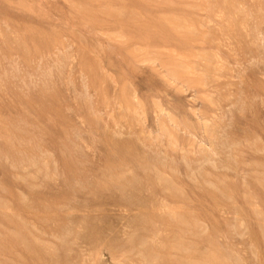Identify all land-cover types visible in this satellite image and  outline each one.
I'll return each mask as SVG.
<instances>
[{
  "label": "rangeland",
  "instance_id": "rangeland-1",
  "mask_svg": "<svg viewBox=\"0 0 264 264\" xmlns=\"http://www.w3.org/2000/svg\"><path fill=\"white\" fill-rule=\"evenodd\" d=\"M8 253L264 264V0H0V264H18Z\"/></svg>",
  "mask_w": 264,
  "mask_h": 264
},
{
  "label": "bare ground",
  "instance_id": "bare-ground-1",
  "mask_svg": "<svg viewBox=\"0 0 264 264\" xmlns=\"http://www.w3.org/2000/svg\"><path fill=\"white\" fill-rule=\"evenodd\" d=\"M141 1H142V0H141ZM220 1H221V0H220ZM233 1H234V0H233ZM22 2H23V1H22ZM109 2H110V1H109ZM199 2H200V1H199ZM227 2H228V1H227ZM124 3H125V2H124ZM170 3H171V2H170ZM200 4H201V3H200ZM223 4H224V3H223ZM83 5H84V4H83ZM107 6H108V5H107ZM203 6H204V4H203ZM231 6H232V5H231ZM76 7H77V6H76ZM197 7H198V6H197ZM206 7H207V6H206ZM22 8H23V7H22ZM141 8H142V7H141ZM230 8H232V7H230ZM88 9H89V8H88ZM113 10H114V9H113ZM115 10L117 11L118 9H115ZM119 10H120V9H119ZM180 10H181V9H180ZM97 11H98V10H97ZM111 11H112V10H111ZM116 11H115V12H116ZM188 11H190V10H188ZM191 11H192V10H191ZM209 11H210V10H209ZM228 11H229V10H228ZM105 12H106V11H105ZM212 12H213V11H212ZM98 13H99V12H98ZM107 13H108V12H107ZM229 13H230V12H229ZM103 14H104V13H103ZM116 14H117V13H116ZM116 14H115V15H116ZM174 14H175V13H174ZM134 15H135V13H134ZM184 15H187V14H184ZM223 15H224V14H223ZM120 16H121V15H120ZM160 17H161V16H160ZM177 17H178V16H177ZM191 17H192V16H191ZM215 17H216V16H215ZM161 18H162V17H161ZM230 18H231V17H230ZM110 19H111V18H110ZM165 19H166V17H165ZM172 19H173V18H172ZM176 19H177V18H176ZM186 19H187V18H186ZM135 20H136V19H135ZM190 20H191V19H190ZM178 21L181 22V20H178ZM178 21H176V22H178ZM188 21H189V20H188ZM230 21H231V20H230ZM236 21H237V20H236ZM165 23H166V22H165ZM167 23H169V21H168ZM167 23H166V24H167ZM170 23H171V22H170ZM209 23H210V22H209ZM225 23H226V22H225ZM166 24H165V25H166ZM173 24H174V19H173ZM230 24H231V22H230ZM119 25H120V24H119ZM119 25H118V26H119ZM167 25H168V24H167ZM175 25H176V24H175ZM177 25H179V24H177ZM227 25H228V24H227ZM189 26H190V25H189ZM189 26H188V27H189ZM149 27H150V26H149ZM168 27H169V26H168ZM175 27H176V26H175ZM180 27H181V24H180ZM182 27H183V26H182ZM192 27H194V25H192ZM227 27H228V26H227ZM232 27H233V26H232ZM26 28H28V27H26ZM123 28H124V27H123ZM150 28H151V27H150ZM154 28H155V27H154ZM160 28H161V27H160ZM163 28H164V27H163ZM178 28H179V27H178ZM230 28H231V27H230ZM238 28H239V27H238ZM184 29H185V28H184ZM187 29H188V28H187ZM192 29H194V28H192ZM231 29H232V28H231ZM122 30H123V29H122ZM157 30H158V29H157ZM160 30H161V29H160ZM148 31H149V30H148ZM150 31H152V30H150ZM162 31H163V30H162ZM164 31H165V30H164ZM169 31H170V30H169ZM174 31H175V29H174ZM231 31H234V30H231ZM154 32H155V31H154ZM156 32H157V31H156ZM176 32H178V30H176ZM179 32H181V30H180ZM185 32H186V31H185ZM237 32H238V31H237ZM170 33H171V32H170ZM170 33H169L168 35H170ZM234 33H235V32H234ZM25 34H26V33H25ZM146 34H147V33H146ZM148 34H149V32H148ZM163 34H164V33H163ZM171 34H172V33H171ZM232 34H233V33H232ZM166 35H167V34H166ZM174 35H175V34H174ZM176 35H179V34H176ZM182 35H183V32H182L181 36H182ZM189 35H190V34H189ZM115 36H116V35H115ZM117 36H118V35H117ZM145 36H146V35H145ZM170 36H171V35H170ZM179 36H180V35H179ZM181 36H180V37H181ZM183 36H184V35H183ZM193 36H194V35H193ZM203 36H204V35H203ZM118 37H119V36H118ZM177 37H178V36H177ZM188 37H189V36H188ZM120 38H121V37H120ZM112 39H113V38H112ZM146 39H147V38H146ZM162 39H163V38H162ZM179 39H180V38H179ZM118 40H119V39H118ZM122 40H124V39H122ZM164 40H165V39H164ZM184 41H186V40H184ZM202 41H203V39H202ZM205 41H206V40H205ZM199 42H200V41H199ZM145 45H146V44H145ZM183 45H184V44H183ZM24 47H25V46H24ZM203 47H204V46H203ZM205 48H206V47H205ZM24 50H25V49H24ZM145 50H146V49H145ZM131 51H133V50H131ZM164 51H165V50H164ZM145 52H147V51H145ZM148 52H149V51H148ZM136 53H137V52H136ZM142 53H143V52H142ZM197 53H198V52H197ZM174 54H175V53H174ZM189 54H190V53H189ZM177 56L179 57L180 55H177ZM135 57H136V56H135ZM182 57H183V56H182ZM204 57H205V56H204ZM212 57H213V56H212ZM205 58H206V57H205ZM143 59H144V58H143ZM192 59H193V58H192ZM209 59H210V58H209ZM180 60H181V59L179 58V61H180ZM182 60H183V59H182ZM186 60H187V59H186ZM138 61H139V60H138ZM191 61H192V60H191ZM175 64H176V63H175ZM179 66H180V65H179ZM186 67H187V65H186ZM180 70H182V69H180ZM184 71H185V70H184ZM8 74H9V73H8ZM51 76H52V75H51ZM190 76H191V75H190ZM112 77H113V76H112ZM177 77H178V76H177ZM200 77H201V75H200ZM193 78H195V77H193ZM202 78H203V77H202ZM204 78H205V77H204ZM174 79H175V78H174ZM189 81H190V80H189ZM188 83H189V82H188ZM197 83H198V82H197ZM185 85H186V84H185ZM123 88H124V87H123ZM2 89H3V88H2ZM125 89H126V88H125ZM181 90H182V89H181ZM123 94H124V93H123ZM9 95H10V94H9ZM124 96H125V95H124ZM126 96H127V95H126ZM123 99H124V98H123ZM157 102H158V101H157ZM1 103H2V102H1ZM157 104H158V103H157ZM125 105H126V104H125ZM125 105H124V106H125ZM211 105H212V103H211ZM1 106H2V105H1ZM156 106H157V105H156ZM2 107H3V106H2ZM125 107H126V106H125ZM154 107H155V106H154ZM159 107H160V106H159ZM159 107H158V108H159ZM127 108H128V107H127ZM133 108H134V107H133ZM130 109H131V108H130ZM130 109H129V110H130ZM159 110H160V109H159ZM4 117H5V116H4ZM11 117H12V116H11ZM14 118H16V117H14ZM14 118H13V119H14ZM1 120H2V119H1ZM161 123H162V122H161ZM18 124H19V123H18ZM158 124H159V123H158ZM21 125H22V124H21ZM25 125H26V124H25ZM1 127H2V126H1ZM21 127H22V126H21ZM163 127L166 128V126H163ZM164 128H163V129H164ZM12 130H13V129H12ZM18 130H19V129H18ZM167 131H168V130H167ZM22 132H23V131H22ZM173 132H174V131H173ZM8 133H9V132H8ZM8 133H7V134H8ZM14 133H15V132H14ZM15 135H16V134H15ZM24 135H25V134H24ZM169 136H170V135H169ZM31 137H32V136H31ZM166 137H167V136H166ZM170 137H171V136H170ZM170 137H169V138H170ZM26 138H27V137H26ZM174 139H175V138H174ZM31 140H32V139H31ZM171 140H172V139H170V141H171ZM19 142H20V141H19ZM176 142H177V141H176ZM15 143H16V142H15ZM168 143H169V142H168ZM172 143H173V142H172ZM174 143H175V142H174ZM7 144H8V142H7ZM4 145H5V144H4ZM22 145H23V144H22ZM36 145H37V144H36ZM44 145H45V144H44ZM29 147H30V146H29ZM122 147H123V146H122ZM5 148H6V147H5ZM124 149H125V148H124ZM124 149H123V150H124ZM6 150H7V149H6ZM41 150H42V149H41ZM12 153H13V152H12ZM123 153H124V152H123ZM33 154H34V153H33ZM1 155H2V154H1ZM1 160H2V159H1ZM13 160H14V159H13ZM26 160H27V159H26ZM6 161H7V160H6ZM3 162H4V161H3ZM179 163H180V162H179ZM120 164H121V163H120ZM172 164H173V163H172ZM1 165H2V164H1ZM42 165H43V164H42ZM164 168H165V167H164ZM155 170H156V169H155ZM170 173H171V172H170ZM178 173H179V172H178ZM172 174L174 175V173H172ZM191 174H192V173H191ZM166 176H167V175H166ZM169 178H170V177H169ZM174 178H175V177H174ZM194 178H195V177H194ZM171 181H172V180H171ZM97 183H98V182H97ZM172 183H173V182H172ZM127 184H128V183H127ZM259 184H260V183H259ZM242 185H243V184H242ZM175 186H176V185H175ZM107 187H108V186H107ZM242 187H243V186H242ZM2 188H3V187H2ZM2 188H1V189H2ZM4 188H5V187H4ZM133 188H134V187H133ZM149 188H150V187H149ZM173 188H174V187H173ZM150 189H151V188H150ZM150 189H148V190L150 191ZM181 189H182V188H181ZM248 189H249V188H248ZM106 190H107V189H106ZM146 190H147V189H146ZM152 190H153V189H152ZM152 190H151V191H152ZM155 190H156V189H154V191H155ZM2 191H4V190H2ZM215 191H216V190H215ZM155 192H156V191H155ZM155 192H154V194L156 195L157 193H155ZM171 192H172V191H171ZM218 192H219V191H218ZM151 193H153V191H152ZM151 193H150V194H151ZM162 193L164 194L165 192H162ZM162 193H161V196H163ZM172 193H173V192H172ZM172 193H171V194H172ZM174 193H175V192H174ZM174 193H173V194H174ZM17 194H18V193H17ZM154 194L152 195L153 198H155V195H154ZM165 194H166V193H165ZM165 194H164V196H163V199L166 198V197L168 196V197H170L169 199H171L172 201L175 200L174 198H171L173 194H172V195H171V194L166 195V197H165ZM184 194L186 195L185 192H184ZM184 194H183V195H184ZM209 194H210V193H209ZM253 194H254V193H253ZM134 195H135V194H134ZM157 195H158V194H157ZM157 195H156V196H157ZM176 195H178V193H175L174 196H176ZM20 196H21V195H20ZM147 196H148V195H147ZM147 196H145V197H147ZM174 196H173V197H174ZM180 196H181V194H180ZM190 196H191V195H190ZM252 196H253V195H252ZM152 197L150 196V200H148L149 202H151V201L153 200ZM157 197H158V196H157ZM136 198H137V197H136ZM176 198H177V196H176ZM178 198H179V197H178ZM188 198H189V197H188ZM196 198H197V197H196ZM147 199H149V198H147ZM151 199H152V200H151ZM169 199H167V200H169ZM173 199H174V200H173ZM179 199H180V198H179ZM179 199H178V200H179ZM182 199H183V198H182ZM182 199H181V200H182ZM14 200H15V199H14ZM171 200H170V201H171ZM178 200L176 199L175 201H178ZM183 200H184V199H183ZM189 200H190V199H189ZM209 200H211V199H209ZM214 200H217V199H214ZM133 201H134V200H133ZM139 201H140V200H139ZM157 201H158V200H157ZM184 201H186V199H185ZM207 201H208V200H207ZM18 202H19V201H18ZM145 202H146V201H145ZM145 202L143 203V205L145 204ZM152 202L155 203V200L152 201ZM152 202H151V203H152ZM180 202L182 203L183 201H180ZM180 202H179V203H180ZM210 202H211V201H210ZM214 202H215V201H214ZM132 203H133V202H132ZM138 203H139V202H138ZM151 203H150V204H151ZM153 203H152V206H153L154 209H155V207H156L158 204H155L156 206H154ZM175 203H178V202H175ZM199 203H200V202H199ZM136 204H137V203H136ZM205 204H206V203H205ZM212 204H214V203H212ZM133 205H134V204H133ZM141 205H142V204H141ZM141 205H140V206H141ZM148 205H149V204L144 205V206H142V208L145 207V206L147 207ZM179 205L182 206L183 204H182V205L179 204ZM186 205H187V204H186ZM202 205H203V204H202ZM218 205H219V204H218ZM140 206H139V207H140ZM149 206H150V207H149ZM149 206H148L147 208L145 207L144 209H148V208H150V209L152 210L153 207H152L151 205H149ZM165 206H166V205H165ZM165 206H164V207H165ZM176 206H177V204L175 205V207H176ZM180 206H178V207H180ZM190 206H191V205H190ZM205 206H206V205H205ZM208 206H209V205H208ZM159 207H161V204H160ZM193 207H194V206H193ZM209 207H210V206H209ZM206 208H207V207H206ZM213 208H214V207H213ZM213 208H212V209H213ZM218 208H219V207H218ZM218 208H217V210H218ZM157 209H159V208H157ZM175 209H176V208H175ZM196 209H197V208H196ZM202 209H203V208H202ZM210 209H211V208H210ZM148 210H149V209H148ZM162 210H164V209H162ZM162 210H160V212H161ZM172 210H173V209H172ZM207 210H208V209H207ZM222 210H223V209H222ZM224 210H225V209H224ZM146 211H147V210H146ZM149 211H150V210H149ZM204 211H205V210H204ZM219 211H220V210H219ZM152 212H153V211H152ZM152 212H151L150 219L153 217V216H152V215H153ZM163 212H164V211H163ZM163 212H162V213H163ZM170 212H171V211H170ZM201 212H202V211H201ZM158 213H159V211H158ZM158 213H157V214H158ZM167 213H168V212H167ZM187 213H188V212H187ZM205 213H206V212H205ZM213 213H215V210H214ZM216 213H217V212H216ZM257 213H258V211H257ZM257 213H256V214H257ZM145 214H146V213H145ZM149 214H150V213H149ZM164 214H165V213H163L162 215L164 216ZM197 214H198V213H197ZM197 214H195V215H197ZM208 214H209V213H208ZM211 214H212V212H211ZM146 215H148V213H147ZM158 215H159V214H158ZM165 215H166V214H165ZM167 215H168V214H167ZM172 215H173V214H172ZM189 215H190V214H189ZM206 215H207V214H206ZM216 215H218V214H216ZM220 215H221V214H220ZM252 215H254V214H252ZM12 216H13V215H12ZM148 216H149V215H148ZM154 216H155V214H154ZM198 216H199V215H198ZM209 216H211V215H209ZM209 216H208V217H209ZM213 216H214V215H213ZM160 217H162V216L160 215ZM160 217H159V218H160ZM165 217H167V216H165ZM217 217H218V216H217ZM156 218H158V217H156ZM156 218H155V220H156ZM159 218L157 219L156 223H158ZM192 218H193V217H192ZM152 219H153V218H152ZM193 219H194V218H193ZM205 219H206V218H205ZM215 219H216V218H215ZM166 220H167V219H166ZM194 220H195V219H194ZM218 220H220V219H218ZM229 220H230V219H229ZM160 221H161V220H160ZM168 221H169V220H168ZM189 221H190V220H189ZM212 221H213V220H212ZM221 221H222V220H221ZM221 221H220V222H221ZM161 222H162V221H161ZM161 222H160V223H161ZM176 222H177V221H176ZM197 222H198V221H197ZM200 222H201V221H200ZM204 222H205V221H204ZM8 223H9V222H8ZM31 223H32V222H31ZM153 223H154V222H153ZM166 223H168V222L166 221ZM183 223H186V225H188L187 223H190V222H188L187 219H186V222L183 221ZM193 223H194V221H193ZM211 223H213V222H211ZM214 223H216V222H214ZM217 223H218V221H217ZM154 224H155V223H154ZM190 224H191V223H190ZM222 224H224V222H223ZM253 224H254V223H253ZM27 225H28V224H27ZM161 225H163V224H161ZM161 225H160V226H161ZM164 225H165V224H164ZM168 225H170V224L168 223L167 226H168ZM175 225H176V224H175ZM196 225H197V224H196ZM154 226H155V227L157 226L156 228H158V225H157V224L154 225ZM170 226H171V225H170ZM190 226L193 227L192 224H191ZM212 226H213V225H212ZM236 226H237V225H236ZM151 227H153V225L150 226V230H151ZM155 227H154V228H155ZM176 227H177V226H176ZM176 227H175V228H176ZM185 227H186V226H185ZM210 227H211V226H210ZM223 227H224V226H223ZM168 228H169V227H168ZM172 228H173V227H172ZM213 228H214V227H213ZM215 228H216V227H215ZM85 229H86V228H85ZM161 229H162V228H160V230H161ZM169 229H170V228H169ZM185 229H186V228H185ZM190 229H191V228H190ZM195 229H196V227H195ZM211 229H212V228H211ZM16 230H17V229H16ZM90 230H91V229H90ZM93 230H94V229H93ZM152 230H153V229H152ZM156 230H157V229H156ZM164 230H165V229H164ZM170 230H171V229H170ZM176 230H177V228H176ZM180 230H181V229H180ZM186 230H189V229H186ZM199 230H200V229H199ZM205 230H206V228H205ZM217 230H218V229H217ZM224 230H225V229H224ZM226 230H227V229H226ZM21 231H22V230H21ZM29 231H30V230H29ZM139 231H140V230H139ZM146 231H148V230H146ZM154 231H155V230H154ZM154 231H152L151 234H153ZM166 231H168V230H165V233H166ZM172 231H174V230H172ZM181 231H182V230H181ZM184 231H185V230H184ZM194 231H195V230H194ZM194 231H193V232H194ZM206 231H207V230H206ZM218 231H219V230H218ZM220 231H222V230H220ZM240 231H241V230H240ZM25 232H26V231H25ZM158 232H159V230H158ZM163 232H164V231H163ZM178 232H179V230H178ZM178 232H177V233H178ZM215 232H216V231H215ZM225 232H227V231H225ZM27 233H28V232H27ZM165 233H164V234H165ZM168 233H171V232H168ZM168 233H167V234H168ZM175 233H176V232H175ZM181 233H182V232H181ZM183 233H184V232H183ZM186 233H187V232H186ZM195 233H196V232H194V235H195ZM228 233H229V232H228ZM232 233H233V232H232ZM243 233H244V232H243ZM92 234H93V233H92ZM148 234H149V232H148ZM155 234H156V233H155ZM167 234H166V235H167ZM187 234H190V233H187ZM187 234H186V235H187ZM201 234H202V233H201ZM226 234H227V233H226ZM9 235H10V234H9ZM73 235H74V234H73ZM135 235H136V234H135ZM157 235H158V233H157ZM166 235L163 236V238L166 237ZM169 235H170V234H169ZM175 235H176V234H175ZM202 235H203V234H202ZM214 235H215V234H214ZM223 235H224V234H223ZM6 236H7V235H6ZM152 236H153V235H152ZM158 236H159V235H158ZM170 236H171V235H170ZM177 236H178V235H177ZM187 236L189 237V235H187ZM206 236H207V235H206ZM9 237H10V236H9ZM9 237H8V238H9ZM16 237H18L17 234H16ZM16 237H15V238H16ZM25 237H26V236H25ZM31 237H34V236H31ZM87 237H88V236H87ZM160 237H161V236H159V239H160ZM167 237H168V236H167ZM180 237H181V236H180ZM183 237H184V236H183ZM228 237H229V236H228ZM6 238H7V237H6ZM13 238H14V237H13ZM15 238H14V239H15ZM21 238H22V237H21ZM53 238H54V237H53ZM95 238H96V237H95ZM142 238H143V237H142ZM152 238H153V237H152ZM168 238H169V237H168ZM173 238H175V237H173ZM177 238H179V236H178ZM185 238H186V237H185ZM252 238H253V239H252V243H253V245H256V246H255L256 249L261 248L262 246H260V247L258 246L259 244H261V242L258 241L257 236L254 235V237H252ZM10 239H11V238H10ZM57 239H58V238H57ZM145 239H146V238H145ZM169 239L171 240V238H169ZM189 239H190V238H189ZM224 239H225V238H224ZM241 239H242V238H241ZM153 240H154V239H153ZM155 240H156V239H155ZM164 240H166V239L164 238ZM179 240H181V239L179 238ZM192 240H193V238H192ZM195 240H196V239H195ZM197 240H198V239H197ZM250 240H251V239H250ZM5 241H6V239H5ZM12 241H13V240H12ZM20 241H21V240H20ZM22 241H23V240H22ZM166 241H168V239H167ZM166 241H165V242H166ZM172 241H173V240H172ZM211 241H212V240H211ZM14 242H15V241H14ZM35 242H36V241H35ZM66 242H67V241H66ZM142 242H143V241H141V243H142ZM154 242H155V241H154ZM157 242H158V241H157ZM157 242H156V243H157ZM183 242H184V240H183ZM185 242H186V241H185ZM191 242H192V241H191ZM256 242L259 243V244H254V243H256ZM5 243L7 244V242H5ZM8 243H10V242H8ZM17 243H19V241H18ZM38 243H39V242H38ZM160 243H161V242H160ZM180 243H181V242H180ZM195 243H196V242H195ZM211 243H212V242H211ZM229 243H230V242H229ZM20 244H21V243H20ZM41 244H42V243H41ZM49 244H50V243H49ZM135 244H136V243H135ZM157 244H158V243H157ZM161 244H162V243H161ZM163 244H164V243H163ZM177 244H178V243H177ZM177 244H176V245H177ZM188 244H189V242L187 243V245H188ZM222 244H223V243H222ZM10 245H11V243H10ZM16 245H17V244H16ZM18 245H19V244H18ZM174 245H175V244H174ZM176 245L174 246V248H175V247H180V246H181L180 244H178V246H176ZM187 245H185L184 243H182V247H184V246L187 247ZM250 245H251V244H250ZM7 246H9V245H7ZM13 246H14V245H13ZM28 246H29V245H28ZM45 246H46V245H45ZM49 246H50V245H49ZM190 246H191V244H190ZM207 246H208V245H207ZM211 246H212V245H211ZM2 247H3V246H2ZM2 247H1V248H2ZM4 247H5V246H4ZM16 247H19V246H16ZM16 247H13V248L16 250ZM42 247H43V246H42ZM50 247L52 248V246H50ZM147 247H148V246H147ZM191 247H192V246H191ZM191 247H189V245H188V248H186L187 250H186L185 248H182V249H185V251H188L187 253L190 254V255H189L190 257H192V255H193V251H194V250H192V251L189 250V248H191ZM194 247H195V246H193V249H194ZM8 248H9V247H8ZM13 248H9L8 250H11V249H13ZM27 248H28V247H27ZM27 248H25V249H27ZM65 248H66V247H65ZM145 248H146V247H145ZM169 248H170V246H169ZM197 248H198V247H197ZM200 248H201V247H200ZM5 249H7V247H5ZM40 249H41V247H40ZM46 249H47V248H46ZM55 249H56V248H55ZM135 249H136V248H135ZM146 249H147V248H146ZM150 249H151V248H150ZM176 249H177V248H176ZM176 249H175V250H176ZM195 249H196V248H195ZM256 249H255V251H256V253H257L258 250H256ZM15 250H14V251H15ZM36 250H37V249H36ZM129 250H131V249H129ZM147 250L149 251V248H148ZM147 250H146V251H147ZM180 250H181V247H180L179 249H177V252H180ZM30 251H31V250H30ZM30 251H29V252H30ZM148 251H147V252H148ZM169 251H170V250H169ZM196 251H197V249H196ZM214 251H215V250H214ZM255 251H254V252H255ZM1 252H2V251H1ZM4 252H5V251H4ZM25 252H26V251H25ZM36 252H38V250H37ZM48 252H49V251H48ZM171 252H175V251L173 250V251H171ZM181 252H184V251H181ZM189 252H190V253H189ZM209 252H210V251H209ZM216 252H217V251H216ZM220 252H222V251H220ZM248 252H249V251H248ZM262 252H263V250H262ZM12 253H13V252H12ZM12 253H8V254H9V255L11 254V256H14V254L12 255ZM40 253H41V252H40ZM42 253H43V252H42ZM126 253H127V252H126ZM135 253H136V252H135ZM137 253H138V252H137ZM149 253H152V252L150 251ZM163 253H164V252H163ZM185 253H186V252H185ZM191 253H192V254H191ZM227 253H228V252H227ZM244 253H245V252H244ZM250 253H251V252H250ZM50 254H51V253H50ZM178 254H179V253H178ZM195 254H196V253H195ZM207 254H208V253H207ZM210 254H211V253H210ZM213 254H214V253H213ZM248 254H249V253H248ZM5 255H7V254H5ZM9 255H7L8 258H9V257L11 258V256H9ZM20 255L22 256V254H19V255L15 254L14 257H15L16 261H15L14 263L23 264L22 261L19 260V257H21ZM143 255H144V254H143ZM147 255H148V253H147ZM165 255H166V254H165ZM167 255H168V254H167ZM171 255H172V253H171ZM176 255H177V253H176ZM224 255H225V254H224ZM153 256H154V255H153ZM153 256H152V257H153ZM180 256H181V255H180ZM183 256H184V255H183ZM185 256H186V255H185ZM196 256H198V255L196 254ZM208 256H209V255H208ZM211 256H212V255H211ZM213 256H214V255H213ZM215 256H216V254H215ZM257 256H259V254H257ZM257 256H256V257H257ZM260 256H261V255H260ZM260 256H259V257H260ZM262 256H263V254H262ZM262 256H261V257H262ZM5 257H6V256H5ZM14 257H13V259H14ZM24 257H25V256H24ZM35 257H37V256H35ZM38 257H39V256H38ZM48 257H49V256H48ZM148 257H149V255H148ZM150 257H151V256H150ZM150 257H149V258H150ZM216 257H219V256H216ZM216 257H214V258H216ZM10 258H9V259H10ZM17 258H18V260H17ZM21 258H23V257H21ZM144 258H146V257H144ZM149 258H147V259H149ZM153 258H154V257H153ZM193 258H195V257H193ZM201 258H202L203 260L208 259V257H207V258H205V257H204V258H203V257H200V259H201ZM211 258L213 259V257H210V261H212ZM248 258H249V257H248ZM257 258H258V257H257ZM13 259H11V260H13ZM15 259H14V260H15ZM141 259H142V258H141ZM179 259H180V258H179ZM179 259H177V260H179ZM184 259H187V260H188V257H185ZM195 259H196V261H198L197 258H195ZM195 259H194V261H195ZM202 259H201V262L203 261ZM220 259H221V258H219V259H214V260H217V261L215 262V264H217V262H218V264H224V262H225L226 260H225L223 263H222V261H220V263H219V260H220ZM224 259H225V257H224ZM258 259H259V258H258ZM263 259H264V258H263ZM14 260H13V261H14ZM65 260H66V259H65ZM149 260H151V259H149ZM187 260H186V261H187ZM191 260H192V259H191ZM191 260L189 259V262H190ZM221 260H222V259H221ZM13 261H12V262H13ZM17 261H18V262H17ZM19 261H20L21 263H20ZM37 261H38V260H37ZM66 261H67V260H66ZM180 261H181V260H180ZM196 261H195V262H196ZM206 261H207V260H205V262H206ZM210 261L208 260L206 263L210 264V263H209ZM260 261H261V260H260ZM7 262H8V261H7ZM33 262H34V261H33ZM35 262H36V261H35ZM59 262H60V261H59ZM127 262H128V261H127ZM143 262H144V261H143ZM172 262H173V261H172ZM192 262H193V261H192ZM201 262L199 261L200 264H205V263H203V262L201 263ZM254 262H255V261H254ZM261 262H262V261H261ZM261 262H260V263H261ZM8 263H11V261L9 260ZM24 263H26V262H24ZM56 263H57V262H56ZM64 263H65V262H64ZM140 263H141V262H140ZM148 263H149V262H148ZM190 263H191V262H190ZM199 263H198V264H199ZM29 264H31V263H29ZM34 264H39V263L36 262V263H34ZM51 264H52V263H51ZM144 264H145V262H144ZM150 264H151V261H150ZM157 264H158V263H157ZM193 264H194V263H193ZM211 264H214V263L212 262ZM225 264H226V263H225ZM261 264H262V263H261Z\"/></svg>",
  "mask_w": 264,
  "mask_h": 264
}]
</instances>
